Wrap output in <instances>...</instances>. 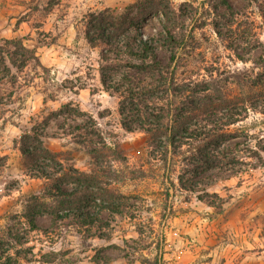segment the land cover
I'll use <instances>...</instances> for the list:
<instances>
[{"label":"rangeland","instance_id":"rangeland-1","mask_svg":"<svg viewBox=\"0 0 264 264\" xmlns=\"http://www.w3.org/2000/svg\"><path fill=\"white\" fill-rule=\"evenodd\" d=\"M136 1L0 0V39H21L36 54L22 71L9 62L7 75L0 70V264H264V114L243 123L254 150L243 155L244 172L204 181L197 191L181 188L178 167L174 183L165 181L145 135L121 125L120 98L101 83L100 49L86 40L85 20L92 12H125ZM169 1L185 9L171 25L186 36L180 80L213 76L234 93L264 84V0ZM91 119L94 142L122 157L105 165L100 180L127 197L129 215L104 211L108 226L55 217L53 183L21 151V136L37 129L64 168L101 178L72 129ZM33 198L46 203L36 230L25 218Z\"/></svg>","mask_w":264,"mask_h":264},{"label":"trees","instance_id":"trees-1","mask_svg":"<svg viewBox=\"0 0 264 264\" xmlns=\"http://www.w3.org/2000/svg\"><path fill=\"white\" fill-rule=\"evenodd\" d=\"M180 8H174L169 0H138L122 13L108 9L92 12L85 20V37L91 47L100 49L101 83L120 98L122 127L145 135L152 157L164 164L167 173L161 177L165 181L174 183L173 174L180 168L177 179L181 188L197 191L204 181L244 172L242 166L247 162L243 155L254 150L253 134L243 123L251 113L264 114V84L254 82L234 93L213 76L209 80H180L177 60L186 36H179L171 26L172 20L182 18L185 12ZM145 24L155 33L146 35ZM0 41V70L3 68L5 75L10 71L8 62L22 71L36 59L21 39ZM95 128L93 120L72 126L78 133L77 142L89 147L96 168L103 171L101 178L98 172L64 168L37 129L21 136L24 157L39 177L53 183L54 216L61 220L73 217L75 224L82 221L93 227L108 226L104 211L129 215L123 202L127 197L113 194L100 180L105 165L122 157L104 142H94L98 136ZM45 205L36 198L27 205L29 217L25 218L33 230L38 229L35 217Z\"/></svg>","mask_w":264,"mask_h":264}]
</instances>
